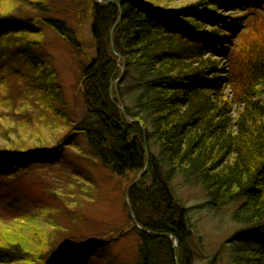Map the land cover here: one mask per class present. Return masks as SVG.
Here are the masks:
<instances>
[{"label": "trees", "instance_id": "trees-1", "mask_svg": "<svg viewBox=\"0 0 264 264\" xmlns=\"http://www.w3.org/2000/svg\"><path fill=\"white\" fill-rule=\"evenodd\" d=\"M108 1L79 0L76 15L89 20L91 53L64 19H42L81 64L82 116L71 115L52 57L40 55L37 19L0 14V63L10 66L18 56L31 69L29 86L50 121L64 129L56 145L38 140L26 150L0 147V264H196L191 209L174 194L177 178L201 187L209 207L236 204L232 218L241 229L228 243L245 238L250 245L237 246L232 263L264 264V245H254L251 236L264 228V0ZM120 16L113 51L110 30ZM235 34L246 37L237 54L230 45ZM98 106L125 124L127 139L103 121ZM144 139L148 168L126 203L131 229L106 233V239L70 235L49 250L32 247L30 231L17 224L23 206L3 187L17 168L55 162L69 145L87 148L116 176L135 178L146 163ZM129 231L139 244L138 257L128 263L113 247Z\"/></svg>", "mask_w": 264, "mask_h": 264}, {"label": "rangeland", "instance_id": "rangeland-1", "mask_svg": "<svg viewBox=\"0 0 264 264\" xmlns=\"http://www.w3.org/2000/svg\"><path fill=\"white\" fill-rule=\"evenodd\" d=\"M185 2L197 4L200 0ZM78 7L79 0H0V14L11 12L16 17L37 19L42 32L37 37L44 42L40 55L52 57L71 115L82 116L85 105L80 94L81 64L69 45L42 21L44 18L64 19L91 53L94 42L90 36V23L87 18L76 15ZM218 12L223 16L234 13ZM202 24L205 29L211 27L208 22ZM245 39V36L239 39L238 34L232 37L230 45L236 54L242 51ZM4 60L0 63V147L26 150L38 140L56 145L64 129L60 123L50 121L29 86L31 69L18 56L9 61L10 66H4ZM4 68L9 70L8 75ZM63 149L60 159L55 162L34 161L28 169L17 168L13 180L3 186L10 187L13 199L21 202L22 218L19 217L17 224L25 225L22 227L30 231L35 250H49L50 246L70 235L75 239H106V233L117 234L130 225L126 194L133 175L116 176L93 158L87 148L85 153L76 146L67 145ZM64 161L69 163H62ZM172 185L181 205L191 209L190 245L196 254V264H210L215 256L218 257L216 264H233L231 256L236 247L250 245L245 238L228 243L229 238L241 229L232 218L237 205L214 209L206 205L208 197L201 187L186 185L182 178L174 179ZM18 225L12 228L17 229ZM251 236L254 245H264V240L260 244L264 228L253 230ZM138 244L137 235L129 231L114 244L113 251L129 263L138 257Z\"/></svg>", "mask_w": 264, "mask_h": 264}, {"label": "water", "instance_id": "water-1", "mask_svg": "<svg viewBox=\"0 0 264 264\" xmlns=\"http://www.w3.org/2000/svg\"><path fill=\"white\" fill-rule=\"evenodd\" d=\"M111 2H113V0H109L107 3H111ZM119 7H120V5H119ZM120 19H121V16L118 18L117 22L113 25L112 29L110 30V41H111V46H112V50H113V51H115L113 35H114V33H115V30H116L117 26H118L119 23H120ZM118 56H119V59H122V56H120V55H118ZM123 70H124V68L122 69V74H121L120 78L118 79V81H119V80L122 78V76H123ZM121 108H122V110H124L123 107H121ZM97 111L100 112V113L102 114L103 121L111 122V123H113L115 126L119 127V128L121 129V131H122V134H123L124 139H127V138H128V136H127V129H126L125 124H123L122 122H120V121L114 119V118H113V117H112L107 111H105L101 106H98V107H97ZM125 118H126L128 121H130V122L133 121V119H132L130 116H128L127 114H125ZM144 140H145V153H146V157H147V158H146L145 167H144V169L142 170V172L139 173V175L137 176V178H136L135 181L133 182L132 186L135 185V184L138 182V180L144 175V173H145L146 170H147L148 164H149V148H148L147 140H146V139H144ZM130 190H131V187H130V188L128 189V191H127L126 199L129 198ZM129 211H130V214H131V216H132V219H133L134 224H135L138 228H141V227L138 225V223H137V220H136V217H135L134 210H133V208H132L131 206H129ZM170 229H171V227H170ZM144 231H146V230H144ZM168 235H170V234H168ZM175 244H176V246H177V245H178V242L176 241Z\"/></svg>", "mask_w": 264, "mask_h": 264}, {"label": "bare ground", "instance_id": "bare-ground-1", "mask_svg": "<svg viewBox=\"0 0 264 264\" xmlns=\"http://www.w3.org/2000/svg\"><path fill=\"white\" fill-rule=\"evenodd\" d=\"M111 3H115V1L113 0V2H111ZM119 5H120V4L118 3V6H119ZM116 22H117V21H116ZM144 167H145V166H144ZM147 168H148V167H147ZM143 169H144V168H143ZM143 169H142V170H143ZM142 170H141L140 172H142ZM146 171H147V170H146ZM140 172H139V173H140ZM139 173H138V175H139ZM145 173H146V172H145ZM145 173H144V174H145ZM138 175H137V176H138ZM137 176L134 178V180L131 181L129 187L127 188V191H128V189H129L130 187H131V189H132L133 186H135V185L139 182V180H140L144 175L138 180V182H137L135 185L132 186V184H133V182L135 181V179L137 178ZM130 192H131V190H130Z\"/></svg>", "mask_w": 264, "mask_h": 264}]
</instances>
